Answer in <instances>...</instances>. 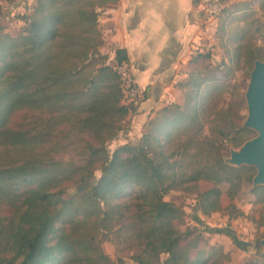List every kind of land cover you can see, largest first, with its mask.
I'll use <instances>...</instances> for the list:
<instances>
[{"label": "trees", "instance_id": "16d2710c", "mask_svg": "<svg viewBox=\"0 0 264 264\" xmlns=\"http://www.w3.org/2000/svg\"><path fill=\"white\" fill-rule=\"evenodd\" d=\"M253 2L264 7V0H248L218 14V40L230 45L228 65L250 69L254 59L264 60L239 22L254 11ZM96 3L32 0L19 16L20 32L0 38V264H114L100 246L110 235L138 264H221L220 257L228 256L219 244L204 256L189 253L196 245L174 223L182 210L162 196L173 188L192 190L202 214L224 209L234 217L243 212L232 198L247 182L264 223V184L250 185L254 167L224 160L229 147L254 132L237 120L239 102L228 101L213 107L214 123L196 141L205 95L222 79L203 50L190 56L177 81L181 102L159 108L135 142L108 151L105 142L132 104L121 103L119 75L97 48ZM112 58L125 62V49L114 47ZM68 144L82 162L55 158ZM192 144L195 150L187 152ZM199 180L209 185L198 189ZM222 183L228 185L224 205ZM161 252L166 256L159 260ZM121 262L117 256L115 264ZM240 264H264V254Z\"/></svg>", "mask_w": 264, "mask_h": 264}, {"label": "crops", "instance_id": "0c3cea01", "mask_svg": "<svg viewBox=\"0 0 264 264\" xmlns=\"http://www.w3.org/2000/svg\"><path fill=\"white\" fill-rule=\"evenodd\" d=\"M206 1L97 0V28L102 39L98 50L106 53V62L113 63V48H124L126 65L143 89L142 97L130 103L132 109L120 120L122 127L114 142H135L159 108L181 102L177 81L185 75L192 54L208 50L212 66L228 65L230 45L221 43L217 34L220 15L208 14ZM224 1L228 6L248 0ZM239 12L232 10L227 17ZM121 103L128 104L122 98Z\"/></svg>", "mask_w": 264, "mask_h": 264}, {"label": "rangeland", "instance_id": "374dc122", "mask_svg": "<svg viewBox=\"0 0 264 264\" xmlns=\"http://www.w3.org/2000/svg\"><path fill=\"white\" fill-rule=\"evenodd\" d=\"M27 1L0 0V25L2 27L0 38L4 36L3 34L14 36L20 32L23 21L19 16L21 13L27 11L29 7ZM218 2L220 3V7L215 15L220 14V10L225 6L224 0H218ZM252 6H254L253 13H249L245 18L246 23L241 24H245L244 26H246V38H248V41L252 45L257 46L264 56V7L258 8L255 2H253ZM103 54L106 53L103 52ZM218 70L217 72L222 79H220L221 82L218 87L209 90V93L205 95V100L208 104L202 113V127L196 136V141H201L208 133L209 126L214 123V117L217 114V112L215 113V108L224 106L228 101L239 102L238 109L236 110L239 114L238 121L242 122L246 115L243 92L248 81L250 69L239 62L238 64L231 63L228 66L223 65ZM19 114L17 112L12 117V125H14L16 119H20ZM120 126L122 127V123H120ZM119 132V129H117L113 137L105 142L108 151H111L117 144H120L114 142V139L120 134ZM60 141L63 142L62 140ZM194 150L195 146L192 144L189 146L187 152H193ZM224 154L227 156L228 151ZM54 156L64 161L82 162L83 160V157L78 153V149L73 147L72 144H68ZM187 156L186 154L182 158L185 160L189 158ZM97 174L98 170L96 169L94 170V175ZM208 185L209 182L199 180L196 187L202 189ZM220 186L222 192L220 201L224 205L228 201V197L226 196L228 185L222 183ZM248 187L249 184L247 182H242L239 190L232 198L234 204L243 212L241 215L234 217L228 216L224 209L210 212L207 215L202 214L195 207L194 192L192 190L173 188L163 194V199L172 202L182 210L181 218L177 222L174 221V223H176L180 230L187 229L189 231L188 243L194 241L195 245H197L196 247H190L189 253L193 254L197 251L204 256L210 246L219 244L222 249L223 247L225 248L223 252L228 256L226 258L220 257L221 264H240L244 260L260 259L261 245L258 239L264 237V223H261L258 219L260 204L253 201V195L248 192ZM72 191V186L66 188L63 196L69 195ZM208 242H213V244H209ZM208 244L209 246L206 248ZM100 246L114 264L117 256L121 257L122 262L120 264H138L129 257L131 250L116 247L115 240L111 235L109 238L101 240ZM164 256L166 254L161 252L158 259L161 260ZM147 264H159V262L154 259L150 260Z\"/></svg>", "mask_w": 264, "mask_h": 264}, {"label": "water", "instance_id": "95a60500", "mask_svg": "<svg viewBox=\"0 0 264 264\" xmlns=\"http://www.w3.org/2000/svg\"><path fill=\"white\" fill-rule=\"evenodd\" d=\"M243 97L246 115L241 126L250 128L254 134L236 148L230 147L224 160L231 165L253 166L251 186H254L264 184V60H253ZM258 242L261 254H264V237L259 238Z\"/></svg>", "mask_w": 264, "mask_h": 264}, {"label": "built area", "instance_id": "2783aa9c", "mask_svg": "<svg viewBox=\"0 0 264 264\" xmlns=\"http://www.w3.org/2000/svg\"><path fill=\"white\" fill-rule=\"evenodd\" d=\"M219 7L220 3L218 0H207L204 6L207 13L210 15H215L219 10ZM113 67L120 78L122 99L127 101V103H134L138 101L142 97L143 89L134 80L126 65V62H113Z\"/></svg>", "mask_w": 264, "mask_h": 264}]
</instances>
